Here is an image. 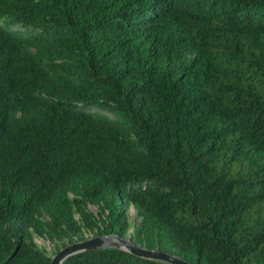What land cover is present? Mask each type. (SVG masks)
Instances as JSON below:
<instances>
[{
	"label": "trees",
	"instance_id": "16d2710c",
	"mask_svg": "<svg viewBox=\"0 0 264 264\" xmlns=\"http://www.w3.org/2000/svg\"><path fill=\"white\" fill-rule=\"evenodd\" d=\"M85 233L264 264V0H0V264Z\"/></svg>",
	"mask_w": 264,
	"mask_h": 264
},
{
	"label": "water",
	"instance_id": "95a60500",
	"mask_svg": "<svg viewBox=\"0 0 264 264\" xmlns=\"http://www.w3.org/2000/svg\"><path fill=\"white\" fill-rule=\"evenodd\" d=\"M109 246L123 248L131 253L146 258L156 259L172 264H197L195 261H188L181 256L167 251L141 246L131 241L128 237L117 233H102L70 242L52 255L50 264H62L63 260L74 252Z\"/></svg>",
	"mask_w": 264,
	"mask_h": 264
},
{
	"label": "rangeland",
	"instance_id": "374dc122",
	"mask_svg": "<svg viewBox=\"0 0 264 264\" xmlns=\"http://www.w3.org/2000/svg\"><path fill=\"white\" fill-rule=\"evenodd\" d=\"M94 212H97V207L95 205L90 206ZM128 214L130 221L135 224L138 221V217L136 215V210L134 206L131 204L128 206ZM87 236H91V233H85ZM128 237V236H126ZM129 238V237H128ZM34 240L42 247H44L49 253L54 254L55 251H58L57 247L60 246V242H52L49 239H46L42 236L34 234ZM62 247V246H61Z\"/></svg>",
	"mask_w": 264,
	"mask_h": 264
}]
</instances>
